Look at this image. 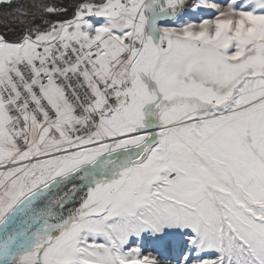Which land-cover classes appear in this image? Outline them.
Masks as SVG:
<instances>
[{
    "label": "snow or ice",
    "instance_id": "1",
    "mask_svg": "<svg viewBox=\"0 0 264 264\" xmlns=\"http://www.w3.org/2000/svg\"><path fill=\"white\" fill-rule=\"evenodd\" d=\"M0 8V264H264V0Z\"/></svg>",
    "mask_w": 264,
    "mask_h": 264
},
{
    "label": "trees",
    "instance_id": "2",
    "mask_svg": "<svg viewBox=\"0 0 264 264\" xmlns=\"http://www.w3.org/2000/svg\"><path fill=\"white\" fill-rule=\"evenodd\" d=\"M10 11V9L7 8H0V15L1 18L5 16L6 13H8Z\"/></svg>",
    "mask_w": 264,
    "mask_h": 264
},
{
    "label": "rangeland",
    "instance_id": "3",
    "mask_svg": "<svg viewBox=\"0 0 264 264\" xmlns=\"http://www.w3.org/2000/svg\"><path fill=\"white\" fill-rule=\"evenodd\" d=\"M0 18H1V15H0Z\"/></svg>",
    "mask_w": 264,
    "mask_h": 264
}]
</instances>
